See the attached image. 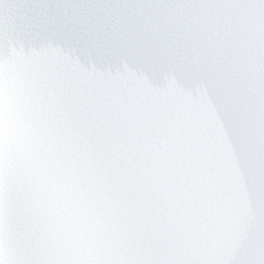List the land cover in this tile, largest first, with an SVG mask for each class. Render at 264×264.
Wrapping results in <instances>:
<instances>
[{"label": "snow or ice", "instance_id": "1", "mask_svg": "<svg viewBox=\"0 0 264 264\" xmlns=\"http://www.w3.org/2000/svg\"><path fill=\"white\" fill-rule=\"evenodd\" d=\"M0 264H264V0H0Z\"/></svg>", "mask_w": 264, "mask_h": 264}]
</instances>
